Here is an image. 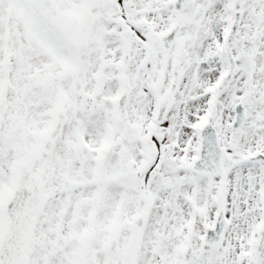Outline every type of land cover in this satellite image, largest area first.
<instances>
[{"label": "snow or ice", "instance_id": "6c2138e0", "mask_svg": "<svg viewBox=\"0 0 264 264\" xmlns=\"http://www.w3.org/2000/svg\"><path fill=\"white\" fill-rule=\"evenodd\" d=\"M0 264H264V0H0Z\"/></svg>", "mask_w": 264, "mask_h": 264}]
</instances>
